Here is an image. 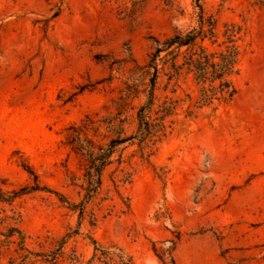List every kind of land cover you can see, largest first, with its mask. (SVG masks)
<instances>
[{"label": "rangeland", "instance_id": "rangeland-1", "mask_svg": "<svg viewBox=\"0 0 264 264\" xmlns=\"http://www.w3.org/2000/svg\"><path fill=\"white\" fill-rule=\"evenodd\" d=\"M201 14L212 51L241 28L237 94L206 104L160 73L146 116L164 129L119 145L89 197L87 150L136 136L156 42ZM155 250L264 264V0H0V264H163Z\"/></svg>", "mask_w": 264, "mask_h": 264}, {"label": "trees", "instance_id": "trees-1", "mask_svg": "<svg viewBox=\"0 0 264 264\" xmlns=\"http://www.w3.org/2000/svg\"><path fill=\"white\" fill-rule=\"evenodd\" d=\"M240 34L241 28L236 25L226 26L223 34L226 41L218 45L219 51H212L205 43L210 41L212 46L217 44L219 40L217 22L212 17H205L201 14L197 28L187 33L176 34L162 42H156L157 47L146 65L147 74L151 76L149 102L139 112L140 125L136 136L114 140L106 149L101 147L97 152L87 150L89 167L86 177L89 185V197L101 185L102 173L111 164V157L119 145L133 139L142 144L146 142V138H151L155 133L164 129L163 124H152L150 118L146 116V112H149L154 105L155 86L160 73H164L170 83L178 80L183 74L193 76L197 84L203 86L202 101L206 104H212L214 101L220 103L232 101L237 94L231 78L239 74L240 47L238 42ZM170 111H172V107L164 109L165 118ZM160 120L163 121L164 118ZM82 150L85 149L82 148ZM37 190H39L38 186L14 192L13 198L9 201L12 202L28 191ZM9 232L7 235L9 239L14 237V233L21 234L14 228ZM23 240L21 238V242ZM155 251L158 253L157 250ZM158 257L163 264H168L167 257L171 258L172 264L175 263L171 254L167 255L162 252L158 253Z\"/></svg>", "mask_w": 264, "mask_h": 264}]
</instances>
